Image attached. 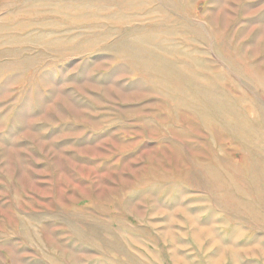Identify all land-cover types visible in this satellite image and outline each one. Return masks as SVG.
I'll return each instance as SVG.
<instances>
[{
	"label": "rangeland",
	"instance_id": "obj_1",
	"mask_svg": "<svg viewBox=\"0 0 264 264\" xmlns=\"http://www.w3.org/2000/svg\"><path fill=\"white\" fill-rule=\"evenodd\" d=\"M0 264H264V0H0Z\"/></svg>",
	"mask_w": 264,
	"mask_h": 264
}]
</instances>
